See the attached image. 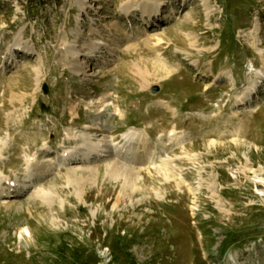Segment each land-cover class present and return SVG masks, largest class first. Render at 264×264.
<instances>
[{"label":"rangeland","instance_id":"1","mask_svg":"<svg viewBox=\"0 0 264 264\" xmlns=\"http://www.w3.org/2000/svg\"><path fill=\"white\" fill-rule=\"evenodd\" d=\"M148 1L161 16L146 25L129 0H0V264H264V0ZM92 36L114 52L83 55L89 76L75 75L64 47ZM18 39L29 53L7 52ZM134 62L153 73L146 87ZM87 124L107 154L66 159L86 151L72 136ZM131 127L147 149L123 147ZM112 162L137 185L104 176ZM95 166L92 186L64 176ZM48 187L52 207L32 196Z\"/></svg>","mask_w":264,"mask_h":264},{"label":"bare ground","instance_id":"2","mask_svg":"<svg viewBox=\"0 0 264 264\" xmlns=\"http://www.w3.org/2000/svg\"><path fill=\"white\" fill-rule=\"evenodd\" d=\"M141 1H144V2L140 3V5H139V2H141ZM138 7H140L139 9H141V12H142L143 24H146V23L148 24L149 22H152V20L154 18L159 19V17L161 16V5L157 2L156 3H150V1L147 2V0H129V2L126 5H124V12L126 14H128V16H130L132 14V12H134V10L138 9ZM93 34L94 35L98 34V32H93L89 35H93ZM92 38H93V40H91L90 43L84 42L83 48L81 49V51L75 50L74 47L69 45V44H66L64 47L66 49L65 59L71 58L70 69L75 73V75H81V76L82 75H88L89 76V74H87V72H86L87 66H85V65L81 66V64H82L81 59H82L83 55L89 56V55H91V53L98 52V50H102L103 48H105V46H106V49L108 50V52H112V51L114 52V49L109 47L110 44L105 41L106 39L96 37L97 39L94 40L93 36L91 37V39ZM150 39H151V36H148L146 43ZM155 39H156V41L153 44L155 47H160V46H163V44L168 43L167 41H165V39L163 37H160V36H157ZM20 42L21 41L19 39L16 40L14 42V44L8 49L7 52L10 53V52H15L17 50H20L23 53H25V52L29 53L28 50L23 51L25 48H23V50H22ZM78 52H80V56H81V57L79 56L80 58H78ZM111 55L113 56V54L109 53V56H111ZM106 59H107V61L113 60L111 57H107ZM158 65L159 66H157V67L155 66L156 67L155 72H157V73L164 71L168 76H170L177 71V68L169 67L165 62H162L161 64H158ZM132 66H134L135 69L137 68V70H136L137 74L142 78L143 82H145L144 87H146L147 84H149V78L151 77V75H153V73L150 71V68L147 66L144 70L138 65V63H135V62L132 64ZM35 71L37 73V75H36V91H37L41 88V84L43 81L41 73L43 71L41 68H35ZM110 71H111V69L105 68V72H103L102 75H106V73H108ZM90 75L96 76L98 74L96 72H93ZM13 95L18 96V94H16L15 92H13ZM20 97H21L20 100H23V103H24V101H25L24 99L26 98L25 95H21ZM98 99H100L98 101L99 104L97 106L98 112L105 111L106 106H107V104L105 103L106 102L105 97H98ZM159 106L167 108V110H172V108L170 106L166 105L163 101L160 102ZM66 116L69 117L70 114L66 113ZM74 122L75 121L73 120V123ZM86 128L88 129L87 132H81L79 134L75 133L72 136V140L83 141V143H81L79 148L83 149V150L86 149V151L83 153L82 157H78L77 155H75L76 150L73 149L67 153L68 156L66 154V159L70 158V160L73 162H82V161L87 162V161H91V160L95 159V157H100V156H104L107 154L108 150L106 147L104 148L103 145L95 144V143L91 142L90 139L88 138L89 133H90L89 132L90 129L96 130L99 128L93 127V126L88 125V124H87ZM120 137L124 143L123 147H125V145L127 146V148L132 147L134 145L143 146V148H145V149H147V147H149V135L144 131L139 132L137 129H135L133 127L129 128L127 131L122 132ZM177 138H178V136L176 134L174 135V133L173 134L171 133L169 135L170 142L176 140ZM5 148H6L5 145H2L0 147V160L5 159V158H3V155L5 153L4 152ZM126 150H128V149H126ZM41 151H42L41 153H44L45 155L48 154V153H46L48 151V143L47 142H46V146H44V148H42ZM110 155L111 154H109V156ZM114 156L119 157V156H117V154ZM47 161L48 160L41 161L40 163H38L39 166H38V164H35V165L38 166V168H40L42 166L44 167V166H47V164H48ZM25 163L27 165L28 170L34 168L33 167L34 161L31 157L26 159ZM45 172H46V174H45ZM45 172H43V175L45 174L44 177L49 174V172H47V171H45ZM99 172H100L99 167L95 166L94 168L87 167L85 169H80V170H78V169L69 170L64 174V176L71 184H73L76 187H78V186L79 187H82V186L87 187V186H92V183L96 182L97 177H95V176L98 175ZM105 175H107L108 177H110L111 179H114V180H121V181L123 180L125 187H133V186L135 187V185H137V181H138L136 171H133L131 169L124 167L122 164H120V162H112V163L107 164L105 166V170H104V176ZM6 180H7V178L5 179V178H3V176H0V183L1 184H5ZM8 180H9L11 187H15V185L13 184L14 181L12 179H8ZM260 181L261 180H258L257 182H260ZM28 183L29 182L24 183V186L25 187L28 186ZM51 189H52L51 187L40 188L37 191L33 192L32 196H33V198L40 200L44 205H46L48 207H52L53 202L55 201V195ZM7 195H8L7 193H4V196H7ZM8 196H11V193Z\"/></svg>","mask_w":264,"mask_h":264},{"label":"water","instance_id":"3","mask_svg":"<svg viewBox=\"0 0 264 264\" xmlns=\"http://www.w3.org/2000/svg\"><path fill=\"white\" fill-rule=\"evenodd\" d=\"M44 88L46 89V86H44Z\"/></svg>","mask_w":264,"mask_h":264}]
</instances>
